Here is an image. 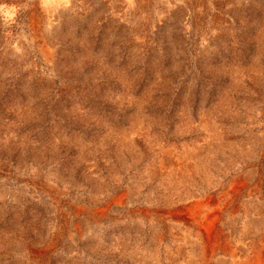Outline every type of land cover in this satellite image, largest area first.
Wrapping results in <instances>:
<instances>
[{
  "label": "rangeland",
  "instance_id": "obj_1",
  "mask_svg": "<svg viewBox=\"0 0 264 264\" xmlns=\"http://www.w3.org/2000/svg\"><path fill=\"white\" fill-rule=\"evenodd\" d=\"M261 251L264 0H0V264Z\"/></svg>",
  "mask_w": 264,
  "mask_h": 264
},
{
  "label": "bare ground",
  "instance_id": "obj_2",
  "mask_svg": "<svg viewBox=\"0 0 264 264\" xmlns=\"http://www.w3.org/2000/svg\"><path fill=\"white\" fill-rule=\"evenodd\" d=\"M236 179H234V181H235ZM238 180V179H237ZM232 181V180H231ZM243 186V185H242ZM232 191V190H231ZM240 191H241V188H240ZM233 199V198H232ZM229 204V203H228ZM228 206V205H227ZM181 215V214H180ZM182 216V215H181ZM199 230L201 231V232H204V230H205V233L206 234H204L203 233V235L206 237V239H209L211 242H212V244H213V246H212V250H214L215 249V239L214 238H212V236H213V234L211 233V232H209L210 230H211V226H210V228L209 227H207L206 229L205 228H199ZM212 231V230H211ZM193 232V231H192ZM213 232V231H212ZM202 235V234H201ZM214 235H216V234H214ZM225 235V234H224ZM205 239V238H204ZM208 240V241H209ZM215 240V241H214ZM247 240V239H246ZM221 243V242H220ZM207 244V243H206ZM244 244V243H243ZM238 245H241V244H238ZM242 247V246H241ZM242 249H244V248H242ZM237 250V249H236ZM235 250V251H236ZM220 251V250H219ZM240 252V251H239ZM245 253V252H244ZM207 260V259H206ZM193 263V262H192ZM225 263V262H224ZM224 263H222V264H224ZM227 263V262H226ZM219 264H220V262H219ZM237 264H264V251H261V252H258L257 254H255V255H253V256H250V257H245L244 258V260L243 261H239V263H237Z\"/></svg>",
  "mask_w": 264,
  "mask_h": 264
}]
</instances>
